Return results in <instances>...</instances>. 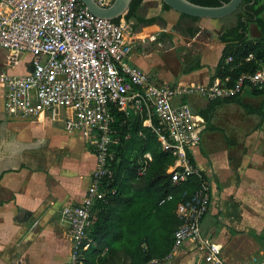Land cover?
<instances>
[{"label": "crops", "instance_id": "crops-1", "mask_svg": "<svg viewBox=\"0 0 264 264\" xmlns=\"http://www.w3.org/2000/svg\"><path fill=\"white\" fill-rule=\"evenodd\" d=\"M152 18L164 25L139 23ZM220 21L181 19L180 14L163 9L159 0H142L128 21L137 43L129 63L157 84L208 86L223 47L217 40L225 29L217 25ZM178 22L197 32L191 38L180 35L175 29ZM194 57L200 68L184 74L185 61ZM3 61L1 70L23 73L21 66L13 67L19 73H10L13 68H4ZM194 97L193 108L188 103L190 95L182 101L196 114L207 99ZM240 102L257 107L262 98L244 89ZM210 124L215 129H203L200 144L191 154L194 166L211 184L200 235L220 247L226 264L247 262L264 254V120L231 103L216 108ZM94 163L91 149L78 132L65 131L62 123L44 115L9 118L0 97V264L67 263V228L59 220L60 210L80 202ZM23 212L26 216L18 222ZM149 264L204 263L184 243Z\"/></svg>", "mask_w": 264, "mask_h": 264}, {"label": "built area", "instance_id": "built-area-1", "mask_svg": "<svg viewBox=\"0 0 264 264\" xmlns=\"http://www.w3.org/2000/svg\"><path fill=\"white\" fill-rule=\"evenodd\" d=\"M93 1L101 6L110 3ZM130 29L123 18L113 22L93 16L79 0H0L3 66H21L23 72L0 70L2 110L13 119L44 115L60 122L65 131L78 132L92 150L94 168L82 199L62 207L59 214L67 228L66 264H81L91 243L87 236L91 210L104 196L101 179L110 177L108 148L114 111L142 118V127L151 131L161 150L169 152L173 158L171 184L185 182L190 176L199 180L197 189L190 195L182 193L174 208L179 224L172 235V249L189 243L204 264H226L220 247L200 235L199 223L209 205L211 184L190 163L189 155L200 144L205 125L182 99L191 94L207 100L228 97L239 91L243 81L261 89L264 69L241 75L232 88L219 87L223 83L217 79L208 86L157 84L129 63L137 44ZM143 158L149 160V155ZM143 172L141 166L136 175ZM170 199L167 196L159 204ZM235 264H264V254Z\"/></svg>", "mask_w": 264, "mask_h": 264}, {"label": "trees", "instance_id": "trees-1", "mask_svg": "<svg viewBox=\"0 0 264 264\" xmlns=\"http://www.w3.org/2000/svg\"><path fill=\"white\" fill-rule=\"evenodd\" d=\"M142 0H131L123 18L126 22L134 18V13ZM190 3L217 7L228 0H187ZM111 2V1H110ZM163 9H169L162 4ZM181 19L197 21V18L180 14ZM234 25L225 28L217 37L223 44L219 59L213 68L210 81L217 79L219 87L232 88L241 75H251L258 69H264V0H242L234 13ZM160 22L159 18L140 21L151 24ZM252 22L259 33L257 38H248L246 26ZM175 29L180 35L191 38L197 32L178 22ZM250 56V59L246 60ZM229 58L230 61L225 62ZM200 68L198 58L186 61L183 73ZM227 79L225 82H223ZM247 89L253 97L262 98V102L253 107L240 102L241 92ZM236 104L247 115H257L264 120V85L261 89L242 82L239 91L231 96L207 100L203 109L196 112L204 121V128L213 130L210 124L213 112L223 104ZM112 143L108 151L109 178H102L100 189L104 196L92 207L91 227L88 232L89 248L83 253L81 264H149L159 262L171 251L173 232L179 222L174 208L182 193L190 195L198 187L199 180L190 176L185 182L171 184L173 158L168 151L161 150L155 136L148 128L142 127L141 119L136 116L124 117L118 112L112 113ZM91 149V148H90ZM92 152V150H91ZM148 154L149 160L143 158ZM189 161L194 165L189 155ZM141 166L144 172L137 176ZM202 174V173H201ZM203 175V174H202ZM170 196L169 201L159 204L160 200Z\"/></svg>", "mask_w": 264, "mask_h": 264}, {"label": "water", "instance_id": "water-1", "mask_svg": "<svg viewBox=\"0 0 264 264\" xmlns=\"http://www.w3.org/2000/svg\"><path fill=\"white\" fill-rule=\"evenodd\" d=\"M159 1L177 14L197 19L219 20L235 13L242 0H228L217 7L199 6L187 0ZM79 2L93 16L112 21L126 13L131 0H111L105 6L98 5L93 0H79ZM25 216L26 214L23 212L16 219L18 222H23Z\"/></svg>", "mask_w": 264, "mask_h": 264}, {"label": "rangeland", "instance_id": "rangeland-1", "mask_svg": "<svg viewBox=\"0 0 264 264\" xmlns=\"http://www.w3.org/2000/svg\"><path fill=\"white\" fill-rule=\"evenodd\" d=\"M234 22H235V18H234V13L233 14H231V15H229V16H227V17H225L224 19H221V21H220V23L219 24H217L218 26H220V29L221 28H226V27H231V26H233L234 25ZM246 33H247V37L248 38H251V39H253V38H257V37H259V33H258V30H257V28H256V26L252 23V22H250V23H248V25L246 26ZM4 58H3V56H1L0 55V70H1V67H2V60H3ZM186 62V61H185ZM10 73H19V69L18 68H13V69H10V70H8ZM197 95H199V94H191L190 95V100L188 101V103H189V106H191L192 108H193V106H194V101H195V98L196 97H194V96H197ZM201 96V95H200ZM0 97H1V95H0ZM203 97V96H202ZM205 98V97H204ZM204 98H200L199 99V101L200 102H202L203 100H204ZM206 99V98H205ZM236 108V110H238L237 109V107H235ZM58 125V124H57ZM59 126V125H58ZM61 127V126H60ZM216 137H217V139L219 140V141H221V135L220 134H217L216 135ZM205 138V137H204ZM205 141V140H204ZM204 152V151H203ZM208 217H210V214H208ZM200 231H201V233H203L204 232V228H203V226L201 225L200 226Z\"/></svg>", "mask_w": 264, "mask_h": 264}]
</instances>
